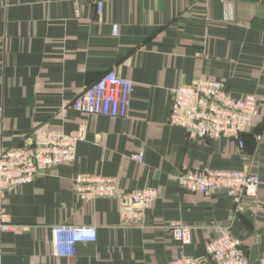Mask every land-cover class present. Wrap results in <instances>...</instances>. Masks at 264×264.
Masks as SVG:
<instances>
[{
  "label": "crops",
  "instance_id": "1",
  "mask_svg": "<svg viewBox=\"0 0 264 264\" xmlns=\"http://www.w3.org/2000/svg\"><path fill=\"white\" fill-rule=\"evenodd\" d=\"M111 68L134 81L129 116L76 111L74 98ZM198 77L224 81L234 96L257 95L260 114L241 134L243 147L236 138L190 139L169 123L173 89ZM0 106L4 147L30 143L39 126L69 133L88 125L72 163L8 195L24 228L0 232V264H167L182 253L214 264L207 243L226 225L260 264L264 187L236 203L223 190L189 192L175 176L236 169L264 179V0H0ZM138 152L142 163L131 158ZM87 174L117 177L122 190L159 189L144 224L125 223L117 197H78L74 179ZM174 220L194 227L191 243L173 237ZM59 223L94 225L98 239L57 256Z\"/></svg>",
  "mask_w": 264,
  "mask_h": 264
},
{
  "label": "built area",
  "instance_id": "2",
  "mask_svg": "<svg viewBox=\"0 0 264 264\" xmlns=\"http://www.w3.org/2000/svg\"><path fill=\"white\" fill-rule=\"evenodd\" d=\"M103 12L104 2H97ZM113 34H119V25H113ZM134 81L111 68L96 82L86 87L72 101V107L83 114L104 115L112 118L129 116ZM2 107L0 106V114ZM260 114L256 94L234 96L222 80L198 77L191 84H182L172 91L169 123L182 127L190 139L236 138L244 146L241 134L249 131ZM1 121V117H0ZM88 125L82 121L77 130L66 133L36 127L29 135L30 143L4 147L0 141V232H18L23 225L15 223L8 208V195L22 185L32 183L48 169L72 163L80 141L87 138ZM144 162V153L131 155ZM179 186L189 192L209 194L227 191L234 202L256 199L264 187L258 173L236 169H186L175 176ZM75 192L87 202L99 197L119 198L121 217L125 223L142 226L148 209L159 196L152 187L122 190L117 177L101 174L79 175L74 179ZM173 237L187 245L192 241L193 226L182 220L167 224ZM219 234L207 243V254L214 264H250L242 241L235 236L232 225L216 226ZM55 254L74 256L78 243L98 239L94 225L59 223L52 226ZM167 264H201L198 258L180 254ZM264 264V251L260 257Z\"/></svg>",
  "mask_w": 264,
  "mask_h": 264
}]
</instances>
